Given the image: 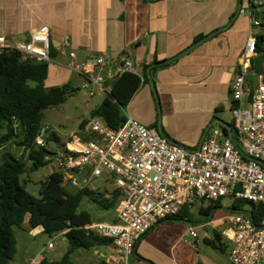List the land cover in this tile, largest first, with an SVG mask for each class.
I'll use <instances>...</instances> for the list:
<instances>
[{
  "label": "crops",
  "instance_id": "0c3cea01",
  "mask_svg": "<svg viewBox=\"0 0 264 264\" xmlns=\"http://www.w3.org/2000/svg\"><path fill=\"white\" fill-rule=\"evenodd\" d=\"M245 7L242 0H0V38L11 46L50 29L56 63L49 65L47 88L70 85L75 72L68 67L69 52L80 62L93 54L138 61L143 84L127 115L194 150L215 125L233 126L222 117L232 113V86L249 37ZM64 41L70 49L62 47ZM249 83L256 86L253 77ZM222 222L213 217L201 224L217 232ZM196 224L186 217L161 222L138 243L129 264H221L210 252V258L198 253L199 237L189 232ZM80 257L86 264H116L112 243Z\"/></svg>",
  "mask_w": 264,
  "mask_h": 264
},
{
  "label": "built area",
  "instance_id": "2783aa9c",
  "mask_svg": "<svg viewBox=\"0 0 264 264\" xmlns=\"http://www.w3.org/2000/svg\"><path fill=\"white\" fill-rule=\"evenodd\" d=\"M242 1L250 28L232 86L231 129L237 137H230L226 128L227 133L214 128L197 149L190 150L125 112L127 119L118 130L92 119L85 127L86 131L90 129L92 139L74 135L66 151L50 153V161L64 176V186L83 189L105 172L116 179L123 195L116 209L117 222L84 227L112 241L116 264H129L142 238L161 222L178 218L185 209L191 211L196 199L212 204L224 197L253 206L248 212L234 209L223 220L226 228L219 234L234 245L230 262L264 264V50L259 48V36L264 34V0ZM62 47L70 49V42L64 41ZM5 49L16 50L24 60L56 63L46 26L11 46L0 38V51ZM68 56L69 69L85 77L84 88L91 96L109 92L113 81L124 74L138 75L140 68L139 62L130 57L93 54L80 62L75 52ZM250 77L256 86L249 83ZM36 145L46 148L42 136ZM189 232L198 239L193 228ZM53 248L49 244V249Z\"/></svg>",
  "mask_w": 264,
  "mask_h": 264
},
{
  "label": "trees",
  "instance_id": "16d2710c",
  "mask_svg": "<svg viewBox=\"0 0 264 264\" xmlns=\"http://www.w3.org/2000/svg\"><path fill=\"white\" fill-rule=\"evenodd\" d=\"M259 48L264 50V34L259 36ZM55 51L52 46V57ZM48 73L47 63L32 61L27 64L16 50L0 51V264H9L14 259L17 253L14 228H22L25 223L32 230L42 228L49 236L63 235L70 245L69 252L60 261L44 259L39 264H75L70 258L75 251L92 250L112 243L110 239L84 229L92 223V216L86 211L79 212V209L85 198L105 210L115 208L122 195L119 189L109 198L88 187L71 192L68 186L63 185V174L55 172L44 183L39 199L28 193L21 184V176L26 172L25 159L32 162L34 169L50 162V152L36 145L44 129L45 112L64 104L74 93L68 84L47 88L45 81ZM142 84L141 76L135 74H124L117 78L93 116L111 129L118 130L125 123L126 109ZM86 124L84 122L81 128L84 129ZM223 130L227 133L225 128ZM47 133L46 130L44 136ZM52 139L58 141L55 135ZM11 145L23 148L25 156L17 157L8 151L7 147ZM218 205L219 201L212 203L207 208H202L201 213L210 216ZM236 208L235 204L234 209ZM188 212L185 209L183 216L170 220L188 218ZM216 235L221 241L220 247L213 239L205 241L212 248L222 251V237L218 232Z\"/></svg>",
  "mask_w": 264,
  "mask_h": 264
},
{
  "label": "rangeland",
  "instance_id": "374dc122",
  "mask_svg": "<svg viewBox=\"0 0 264 264\" xmlns=\"http://www.w3.org/2000/svg\"><path fill=\"white\" fill-rule=\"evenodd\" d=\"M69 84L74 90V93L64 104L48 109L44 115L43 126L48 133L42 137L46 141V149L50 153L66 151L68 143L74 135L81 139L88 138L89 135H91L90 129L85 132L84 129L81 128V125L84 122L88 123L92 119H98L94 117L93 114L106 98L107 93L97 92L96 95L91 96L88 89L84 88L86 82L76 73H74ZM222 120L232 124V113L227 112L223 115ZM214 128H220V126L215 125ZM53 135L58 138V141L52 139ZM48 137L51 138L48 140ZM7 149L17 157L25 156L24 149L17 145L8 146ZM1 157L2 152H0V161ZM51 158L52 155L50 154L48 156V161H50ZM25 160L26 172L21 176V184L28 193L40 199L44 183L52 173L59 171L52 161L44 167L34 169L32 162L27 159ZM78 179L80 182H83L82 177L78 176ZM115 183L116 179L111 174L105 172L104 176L93 179L86 187L106 194L108 191L113 192L115 190ZM67 188L71 192L77 190V188L71 185H68ZM121 197L122 196L118 198L116 207L120 199H122ZM210 204L209 202L196 199L192 210L188 212V219L197 222L195 227L199 235L198 253L203 257H209L208 253L210 252L217 263L230 264L228 259L234 248L233 243L228 241L225 237H222L223 250L212 248L205 243V228H203L201 223L207 220L211 221L213 217L215 220H224L229 213L234 211L235 204L237 205L235 212H248L253 206L246 201L236 202L232 197H224L219 201L218 208L213 211L210 216L202 214L201 209L207 208ZM116 207L105 210L95 205L90 199L85 198L80 206L79 212L86 211L90 213L92 221L95 223L98 221H105L107 224H112V221L117 217ZM225 228V223L222 222L217 225L216 229L218 233H221V230ZM14 232L17 241V253L9 264H39L44 259L60 261L69 252L70 245L61 235L49 236L43 231L35 234L34 230L28 226V223H25L22 228H14ZM49 244H53L55 249H49ZM82 252H86V250L80 249V251L77 250L70 255L71 260L75 264H86L85 260L80 257Z\"/></svg>",
  "mask_w": 264,
  "mask_h": 264
},
{
  "label": "water",
  "instance_id": "95a60500",
  "mask_svg": "<svg viewBox=\"0 0 264 264\" xmlns=\"http://www.w3.org/2000/svg\"><path fill=\"white\" fill-rule=\"evenodd\" d=\"M32 62V60L31 59H27L26 60V63L27 64H30ZM222 123V122H221ZM223 124V123H222ZM225 125V127H226V129L229 131V135H230V137H237V134H232V129H231V127L230 126H228V125H226V124H224ZM160 133H161V135H163L162 134V132L160 131ZM44 134H45V129H43L42 130V134H41V136H44ZM164 136V135H163ZM205 137V136H204ZM204 137H203V140H204ZM203 140H202V142H203ZM201 142V143H202ZM206 229H207V232L210 234V236L213 238V240L216 242V244H217V246L218 247H220L221 246V241L219 240V238L217 237V235H216V230L211 226V225H208L207 227H206Z\"/></svg>",
  "mask_w": 264,
  "mask_h": 264
},
{
  "label": "clouds",
  "instance_id": "9594fccd",
  "mask_svg": "<svg viewBox=\"0 0 264 264\" xmlns=\"http://www.w3.org/2000/svg\"><path fill=\"white\" fill-rule=\"evenodd\" d=\"M86 127V126H85ZM46 131V130H45Z\"/></svg>",
  "mask_w": 264,
  "mask_h": 264
}]
</instances>
